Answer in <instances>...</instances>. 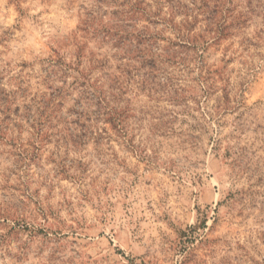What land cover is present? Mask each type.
<instances>
[{"label":"rangeland","instance_id":"374dc122","mask_svg":"<svg viewBox=\"0 0 264 264\" xmlns=\"http://www.w3.org/2000/svg\"><path fill=\"white\" fill-rule=\"evenodd\" d=\"M0 264H264V0H0Z\"/></svg>","mask_w":264,"mask_h":264}]
</instances>
